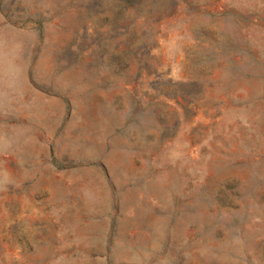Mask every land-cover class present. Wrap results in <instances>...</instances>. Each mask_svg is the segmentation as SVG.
<instances>
[{
    "label": "rangeland",
    "instance_id": "rangeland-1",
    "mask_svg": "<svg viewBox=\"0 0 264 264\" xmlns=\"http://www.w3.org/2000/svg\"><path fill=\"white\" fill-rule=\"evenodd\" d=\"M0 264H264V0H0Z\"/></svg>",
    "mask_w": 264,
    "mask_h": 264
}]
</instances>
